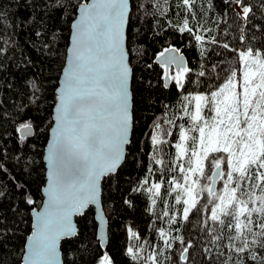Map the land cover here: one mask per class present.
Here are the masks:
<instances>
[{"label": "trees", "instance_id": "1", "mask_svg": "<svg viewBox=\"0 0 264 264\" xmlns=\"http://www.w3.org/2000/svg\"><path fill=\"white\" fill-rule=\"evenodd\" d=\"M88 1L61 0L65 10L63 16L60 12H57L50 22L49 32L53 29L56 31L51 37L52 43L47 47L43 46V37H33V40L39 41L37 44H32L27 35L16 36L13 34L12 38L9 39L6 34L3 37L6 48H15V52L8 56L4 70L0 72V103L7 100L9 104L17 105L16 108L5 113L6 118H11L15 112L21 113L13 119V124L16 127L15 133L12 132L9 124H4L0 128V132H6L5 139L15 135L21 147L19 150L16 148L15 140L9 144L10 155L5 161L7 164V177L6 179H0V186H3L4 192L9 197L3 205L7 211L8 221L6 225L8 238L0 245V260H3V264H21L20 252L16 250L20 249L21 252H25L27 237L33 232V210L40 209L43 202L42 190L46 183L44 150L53 123L52 114L56 103V89L65 66L70 42L71 34L69 33L68 21L70 20L72 23L77 16L80 4ZM146 2L147 0H142L140 11L137 12V15L140 16L143 31L132 41L131 48L128 47L133 76L135 75L138 80L142 77L151 85V88L147 90L143 84L139 86L140 102L138 105L137 94L133 87L134 81H132L133 132L138 127L139 131L136 136L140 140V151L136 152L135 157L129 156L127 163H123L124 166L119 176L114 177L112 180L111 190L108 189V178L110 176L103 180V207L109 221V243L107 248L102 249L97 240V223L96 220L95 224L93 223V212L90 211L93 207H90L87 210V217L82 218L80 216L77 218L79 233L75 238L68 239L72 240V244H65L67 240L62 243L64 264H94L95 257L100 251H105L106 255L111 254L114 256L123 250L125 245L133 249L140 245V248L136 250V255L140 260H143L144 253L148 251L149 245H151L153 253H157V248H159L157 255L165 251L169 254L175 251V255L178 257L180 247H182L179 245V241H175L168 248H165L163 244L164 240H171L173 235L184 236L186 240L196 245L192 250L195 264H208L211 259V256L202 252L203 248L208 247L207 237L203 231L205 224L201 222L206 217V213L202 212L196 219H192L194 210L189 215L191 227H188L189 221L181 220L179 231H169L170 226L167 223V218L163 215L157 219V213L179 208V205L172 202V197L180 194L178 189H174L173 184L184 185L187 176L186 165H184V159L180 155L179 148L183 144L185 150L188 153L191 152L192 149L189 148V145L192 142L193 133L189 129L195 127L196 124H200V122L196 123L191 120L190 115H182L183 113L177 112L183 95L177 98L176 90L157 85V80L162 79V76L157 74H163L164 68L159 66L155 60L164 48L174 46L182 50L187 61H190L192 65H197V58H199V65L205 66L206 58L207 70L214 74L218 73L222 77L224 73L219 72L218 68H214L215 65L223 66L225 72L229 70V67L235 66V56H230V51H225L222 47L223 42L226 40L230 43L235 42V29L237 28V22L233 19L235 11H230L228 7H225L227 0H225V4H221L220 0H216L217 7L215 9H212L211 3H209L206 7L211 10L204 12L202 25L196 26L193 38L189 39L186 32L177 33L172 31V25L176 17H172L173 9L170 4H163L162 7L165 11L159 13L156 19H153L152 14L144 10L143 5ZM200 2L201 0H196L197 4ZM184 7L190 8L191 6ZM7 11L15 12L16 9L8 8ZM221 12H223V15H221ZM261 16H264V13L257 14L255 19L249 22V35H254V42L261 39L260 25L264 23V18ZM166 17H171V20ZM161 23L166 25L162 29L159 27ZM193 24H196L195 18L189 22V26L191 27ZM225 25L227 26L225 27ZM252 26H255V28L253 29ZM206 28L211 29V32L206 31ZM195 35H202L204 37L203 42L195 41ZM164 36H166V39H158V37ZM212 36L217 38L219 46L210 42ZM204 49H208V51L205 52ZM147 64H151L153 67L148 69L146 68ZM136 68L139 69L137 73L135 72ZM240 68L241 70L244 69L243 62H241ZM198 70L199 68H197ZM171 71L174 74L176 70L172 68ZM218 83H220L219 78L211 80L204 91ZM4 84H7V91L3 90L2 86ZM193 87H196V85L194 84ZM196 90L198 92L200 88ZM189 93L195 95L191 89H189ZM149 96H152L151 100H147ZM38 100L40 103L37 105ZM156 101H159V103H156ZM21 103H23V107L20 106ZM153 105L155 106L153 107ZM37 107L39 111L36 110ZM146 107L149 108V111H144ZM137 113L141 117L138 120L136 119ZM24 116L31 117V119H24ZM21 120L26 124H33V137H21ZM161 120H164L165 123L157 128L156 125ZM171 120L181 124L186 120L188 121L184 129L180 130V139L179 131ZM148 133H153V139L150 140ZM155 138L156 142H154ZM165 139L167 142H165ZM150 144H152V150H150ZM12 154H18L17 158L21 157V159L17 161L15 155ZM128 154L129 145L126 157ZM169 161H174L171 170L168 169ZM145 165L148 169H151L150 172L145 170ZM179 167H184V173H179ZM22 169L24 170L22 171ZM162 170L167 172V176L162 174ZM117 179L119 184L116 182ZM148 179L152 183H158L159 180H166L167 183L161 184L160 191L156 194L158 189L154 185L144 184V181ZM137 183L142 187H150L151 193H144L143 195L137 193L135 195V208L130 209L122 204V200L127 198L125 194L128 193L129 187L135 188ZM13 184L16 185L15 188ZM24 185H27L30 189V193L25 199H33L35 203L32 205L19 203L21 197L17 190L24 187ZM169 185L171 191L164 195V190ZM162 196L163 207L161 206ZM199 202H203V194L200 195ZM13 205L15 206L13 207ZM9 208L10 211H8ZM18 209L19 213L17 215ZM159 228L164 229V236L160 235ZM126 229L128 231H125ZM22 245L23 247H21ZM65 248H67V254H65ZM126 255L128 259L132 258L131 253H126ZM171 258V255H169V259ZM102 259L103 257H101ZM117 264H128V261L124 257H119ZM149 264H155V261H149ZM180 264H184V262L180 261Z\"/></svg>", "mask_w": 264, "mask_h": 264}, {"label": "snow or ice", "instance_id": "2", "mask_svg": "<svg viewBox=\"0 0 264 264\" xmlns=\"http://www.w3.org/2000/svg\"><path fill=\"white\" fill-rule=\"evenodd\" d=\"M119 2L128 6L126 44L130 49L132 41L143 31L140 16L137 15V12L140 11L142 0H119ZM209 3H211L212 9L217 7L216 0H201L199 4L196 3V0H147L143 7L146 12L152 14L153 19H156L159 13L165 11L162 5L170 4L173 9L172 17H176L172 25V31L177 33L186 32L188 38L192 39L196 26L202 25L204 12L211 10L206 7ZM220 3L225 4V0H220ZM189 5L191 6L190 8L184 7ZM225 7H228L230 11H235L233 19L237 22V28L235 29V42L230 43L226 40L222 44L225 51H230V56H235V66L229 67L227 72H225L223 66H214V68L219 69V72L224 73L222 77L218 73L214 74L207 70L206 58L205 66L199 65V58H197V65H192L190 61H187L186 66V58L182 54L181 49L169 46L160 52L158 63L159 66L164 68V73L157 74L162 76V79L157 80V85L166 89L176 90L177 98L183 95L177 112L190 115L191 120L199 121L200 124L209 125V121H213L210 127L216 134L210 139H205V130L200 124H196L195 127L189 129L193 133L192 142L189 145V148L192 149L191 154L197 152V147L200 148V151H206L207 146L210 145L213 152L217 153V155L212 156L208 160L207 172L200 174L203 177V181L199 185L200 191L195 193L194 196L195 189L185 183L186 198L182 199L180 194L172 197V202L175 205H179V208L157 213V219L163 215L167 218V223L170 226L169 231H179L181 220L189 221L188 227H191L189 220L191 209H195L192 219H196L202 212L206 213V217L201 222L205 224L203 231L207 237L208 247L203 248L202 252L211 256L208 264H264V23L260 25L261 39L259 41L254 42V35H249V22L253 21L257 14L264 13V0H227ZM8 8H15L16 11H7ZM64 10L61 0H0V72L4 70L8 56L15 52V48H6L5 46L3 37L6 34L9 39L12 38L13 34L16 36L27 35L32 44L39 43V41L33 40V37H43V46L47 47L52 43L51 37L56 31L53 29L49 32L50 22L57 12H60L61 16H63ZM221 15H223V12H221ZM261 17L264 18V16ZM166 18L171 20V17ZM193 18L196 19V24L190 27L189 22ZM165 26L162 23L159 25L161 29ZM68 27L71 34L73 25L70 20L68 21ZM252 27L253 29L255 28V26ZM205 30L211 32V29L206 28ZM158 39H166V36L158 37ZM194 39L195 41L203 42L204 37L195 35ZM210 42L219 46L215 36L211 37ZM204 51L207 52L208 49H204ZM241 62L246 65L243 70L240 68ZM173 65L176 69L174 74L171 71ZM152 67L153 65L151 64L146 65L148 69ZM256 67L259 68V72L254 74L251 69ZM197 68H199L198 71ZM62 71L65 74V70ZM137 71H139L138 68L135 69L136 73ZM206 77L207 79H205ZM218 78L220 83L204 91V88L208 87V83L211 80ZM169 79L172 81L171 84L166 82ZM234 80L242 84V91L239 93L234 91L237 86ZM133 81V87L137 94V104L139 105V86L143 84L147 90L151 88V85L142 77L138 80L135 75L133 76ZM194 84L196 87H193ZM2 87L3 90L7 91V84ZM197 88H200V91L197 92ZM189 89L195 95H191ZM226 90L229 91L230 95H225ZM241 96L242 100L240 99ZM151 99L152 96L147 97V100ZM193 101L195 113L191 115L190 110L186 111V109L191 108ZM185 102L188 103L186 104ZM36 103L38 105L40 101L38 100ZM156 103H159V101H156ZM221 105H223V108ZM20 106L23 107V103ZM16 107L17 105L9 104L7 100L0 103V128L4 124H9L12 132H16L13 119L15 116L21 115V113L15 112L11 118H6L5 116L6 112H10L11 109ZM204 107H206V112L202 116L201 110ZM36 110L39 111V108L37 107ZM144 111H149V108L146 107ZM222 111L226 119H220ZM213 112H215V116L212 115ZM140 118L139 113H137L136 119ZM24 119H31V117L24 116ZM171 122L176 125L180 139V130L184 129L188 121L186 120L183 124L177 123L175 120H171ZM20 123L22 129H31L33 127V124H26L23 120ZM163 123L165 121L161 120L156 127H160ZM217 125L223 126L222 133L217 130ZM138 131L139 129L136 127L135 131L131 133L129 154L125 157L124 163L128 162L129 156L135 157L136 152L140 151V140L136 136ZM201 133H203V137ZM148 135L150 140L153 139V133H148ZM5 136L6 132H0V179H6L7 177V164L5 161L10 155L9 144L15 140L16 148L18 150L21 149L18 138L15 135L7 139H5ZM165 142H167L166 139ZM151 146L152 144H150V150H152ZM12 155H15L17 161L21 159V157L17 158L18 154ZM217 160L222 161L219 168L214 166ZM172 163L174 161H169L168 163L169 170H171ZM123 166L122 164L118 171L108 178L109 190H111L113 178L119 176ZM145 170L151 171V169L147 168V165H145ZM188 170L193 172L191 166L188 167ZM196 170L199 171V169ZM178 171L179 173H184V167H179ZM162 174L167 176L166 171L162 170ZM220 177H223L224 180V183L221 184L223 195L219 194L215 188L217 178ZM197 180L198 178L193 179L191 181L192 185H196ZM116 182L119 184L118 179ZM165 183H167L166 180H159L158 183H152L149 179L144 181L145 185L152 184L158 189L156 194L160 191V185ZM13 187L15 188L16 185L13 184ZM170 191L171 187L169 185V187L165 188L164 195H167ZM17 192L21 197L19 203L24 205L35 203L33 199H25L30 193L27 185L19 188ZM137 193L141 195L151 193V189L150 187H142L139 183H137L135 188L129 187L128 193L125 194L127 198L122 200V204L134 209L135 195ZM201 194H203V202L198 206L195 197ZM101 196L103 203V191ZM8 198L3 186H0V245L8 238V229L6 227L8 224L7 211L3 207ZM161 206H164L163 196L161 197ZM10 210L9 208L8 211ZM90 211L93 212L92 220L95 224L94 209L92 208ZM18 213L19 209L16 214L18 215ZM87 216L88 212L86 211L82 218ZM44 219V217H41L40 222L43 223ZM125 231L128 230L126 229ZM159 232L161 236L165 235L163 228H159ZM34 238L35 233L32 235V239ZM175 241H179V245L182 246L178 257L175 255V251L171 254L165 251L157 255L159 248H157V253H153L151 245H149L148 251L144 253L143 260H140L136 255V250L140 248V245H137L136 249L125 245V248L114 256L111 254L106 255L105 251H100L95 257L94 264H117L119 257L127 259L128 264H149V261L153 260L155 264H180V261H183L184 264H195L192 250L196 245L186 240L184 236L176 235H173L171 240H164L163 244L165 248H168ZM65 244L71 245L72 240H67ZM97 247L99 248L98 242ZM16 251L20 252L19 259L21 264H27V257L24 253L20 249ZM126 253H131L132 258L128 259ZM65 254H67V248H65ZM169 255H171V259H169ZM101 257H103L102 260ZM0 264H3V260H0Z\"/></svg>", "mask_w": 264, "mask_h": 264}, {"label": "water", "instance_id": "3", "mask_svg": "<svg viewBox=\"0 0 264 264\" xmlns=\"http://www.w3.org/2000/svg\"><path fill=\"white\" fill-rule=\"evenodd\" d=\"M78 8L65 74L62 71L56 89L53 123L44 150L43 202L32 213L33 232L24 252L27 264H64L62 243L78 235L77 218L90 207L95 211L97 240L102 249L107 248L109 221L102 184L124 163L133 132L128 6L119 0H89ZM159 60L160 56L156 63ZM166 82L171 84L170 79ZM20 135L31 138L34 128H21Z\"/></svg>", "mask_w": 264, "mask_h": 264}, {"label": "rangeland", "instance_id": "4", "mask_svg": "<svg viewBox=\"0 0 264 264\" xmlns=\"http://www.w3.org/2000/svg\"><path fill=\"white\" fill-rule=\"evenodd\" d=\"M249 63H250V61H249ZM243 65H244V68H245L246 65L244 63H243ZM251 71L255 74V73L259 72V68L256 67L254 69H251ZM234 83H236V85H237L236 88L234 89V91H236L238 93L241 92L242 91V84L239 81H236V80H234ZM225 95H230L228 90L225 91ZM240 99L242 100V96L240 97ZM187 103L188 102H186V104ZM221 107L223 108V105H221ZM189 110L191 112V115H194V113H195L194 101L192 102L191 108L190 109H186V111H189ZM205 111H206V107L202 108V110H201V115L202 116L205 115ZM182 115H184V113ZM212 115L215 116V112H213ZM229 115H231V114H229ZM220 119H226V117L223 114V111L221 113ZM194 122L199 123V121H194ZM212 123H213V121L210 120L209 121V125L201 124V127H204V130H205V139L206 140L212 138L216 134L214 132V130L210 127V125ZM216 128H217V130L220 133L223 132V126L217 125ZM201 136L203 137V133H201ZM154 142H156V138L154 139ZM179 149H180V155L184 159V165H186L185 171L187 173V176L185 178V180H186L185 183H188V185L190 187L195 189V191H194V196H195V193L200 191V189L198 188L197 185H198V183H201V180H203V177L200 176V174L206 173L207 170H208V168L204 170V168H205L204 161L206 160L207 155H210V154L217 155V153L213 152V149H212V147L210 145L207 146V150L206 151H200V148L197 147L196 148L197 152L195 154H191V152L188 153V151L185 150V146L183 144L180 145ZM189 166H191L193 168V172H189V170H188ZM196 169H199V171L196 170ZM194 177L198 178V181H197L196 185H192V183H191V181L193 180ZM220 178H221V180H220L218 193L223 195L224 193H223V189L221 188V184L224 183V180H223V177H220ZM173 185H174V189H178V191L180 192L181 198L182 199L186 198L187 190L185 189V184L184 185L183 184L179 185V184H175L174 183ZM195 198L198 201L199 198H200V195L196 196Z\"/></svg>", "mask_w": 264, "mask_h": 264}, {"label": "flooded vegetation", "instance_id": "5", "mask_svg": "<svg viewBox=\"0 0 264 264\" xmlns=\"http://www.w3.org/2000/svg\"><path fill=\"white\" fill-rule=\"evenodd\" d=\"M212 156H214V154L207 155L206 160L204 161V164H205V168H204V170L207 169L208 160H210ZM221 164H222V161L217 160V161L215 162V165H214V166L217 168L218 166H221ZM193 179H196V177H194ZM220 180H221V178H219V180L217 181V184H216L217 192H218V190H219ZM197 181H198V180H197ZM202 181H203V180H201V183H202ZM199 185H200V183H198V185H197L198 188H199ZM209 186H211V185H209ZM199 189H200V188H199ZM199 199H200V198H199ZM199 204H201V202H199V200H198V201H197V205L199 206ZM194 210H195V209H191L189 215H191V213H192Z\"/></svg>", "mask_w": 264, "mask_h": 264}]
</instances>
